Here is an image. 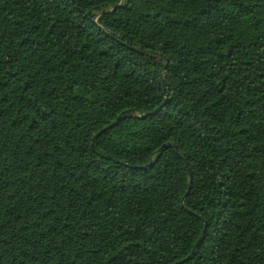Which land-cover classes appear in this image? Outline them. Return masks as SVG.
<instances>
[{"label":"trees","instance_id":"1","mask_svg":"<svg viewBox=\"0 0 264 264\" xmlns=\"http://www.w3.org/2000/svg\"><path fill=\"white\" fill-rule=\"evenodd\" d=\"M0 264H264V0H0Z\"/></svg>","mask_w":264,"mask_h":264},{"label":"water","instance_id":"2","mask_svg":"<svg viewBox=\"0 0 264 264\" xmlns=\"http://www.w3.org/2000/svg\"><path fill=\"white\" fill-rule=\"evenodd\" d=\"M120 6H121V5L116 6L115 9L118 8V7H120ZM150 114H153V113H150ZM148 115H149V113H148V114H144L143 117H147ZM104 130H106V128H105ZM96 138H97V136H95L93 140L95 141ZM93 145H94V144H93Z\"/></svg>","mask_w":264,"mask_h":264}]
</instances>
